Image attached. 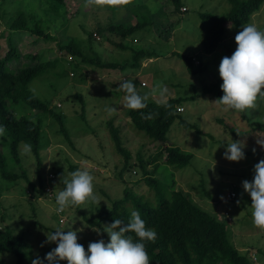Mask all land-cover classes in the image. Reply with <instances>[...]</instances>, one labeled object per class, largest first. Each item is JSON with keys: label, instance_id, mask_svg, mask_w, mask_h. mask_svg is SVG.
Instances as JSON below:
<instances>
[{"label": "rangeland", "instance_id": "374dc122", "mask_svg": "<svg viewBox=\"0 0 264 264\" xmlns=\"http://www.w3.org/2000/svg\"><path fill=\"white\" fill-rule=\"evenodd\" d=\"M181 2L186 11L181 7V12L174 15L163 11L167 5H164L163 0H128L127 4L119 7L86 6L85 0H63L65 10L60 11V14L50 10L48 0H5L1 4V55L5 53L8 44L5 23L9 22L10 15L18 9L25 13L30 28L39 20L44 31L56 39L37 38L29 30L16 32L11 38L24 55L41 53L45 59L61 57L69 60L71 56L60 51L56 41L65 43L71 37L76 40L85 39V30L96 31L97 26H103L107 21L127 26L136 20L147 24L125 38L124 42L135 49L142 48L155 53L152 57L144 58L137 67L103 69L82 64L83 69L77 74L61 78L50 76L30 83V88L38 97L46 99L51 105L60 103L56 110L65 116L69 137L56 132L59 125L52 118L40 115L43 129L39 170L43 178L42 193L34 196L23 178L9 183L0 180V227L9 228L24 236L31 245V261L37 256L43 259L56 246L55 242L47 241L46 238L48 233L56 229H80L77 232V242L85 250L90 242L100 239L107 242V233L95 231L100 230L90 226L85 217L95 215L99 208L109 209L112 200L123 196L125 186L134 192L146 190L145 185L138 182L142 177L139 160H149L163 142L130 130L125 123V92L119 85L124 80H132L139 94H147L146 101L163 102L170 97L185 98L194 95V99L182 101L184 110L181 115L196 125L203 134L198 133L195 128L187 129L175 120L164 142V145L177 146L191 152L192 158L186 166L172 169L161 162L165 158L163 152L155 174L164 182L174 179L177 189L189 195L216 218L226 220L232 245L240 253L246 254L252 264H264V228L253 225L251 198L241 185L243 180L251 181L253 166L264 159V147L258 143L259 140H264V95L258 94L254 105L241 112L218 104L209 94H202L203 83L220 78L218 65L222 57L230 56L235 50L234 37L241 27L228 26L218 47L211 53L203 52L198 11L222 14L227 3L225 0ZM77 10L79 12L76 14ZM249 24L264 30V3L251 16ZM109 36L110 40L100 36V41H92L93 48L102 59L121 61L131 58L130 51L111 45V40H118V37L115 34ZM180 54L194 57L198 61L194 63L201 62L205 70L189 73ZM25 60L24 57L21 58L22 62ZM15 64L17 63H13ZM156 83L167 88L165 97L152 92ZM76 90L84 95L83 114L79 113V98L71 95ZM109 106L116 111L109 112ZM216 117L221 118L232 129L219 123ZM108 118H114V123L120 127L122 144L131 153L129 167L124 170L123 162L113 152V144L108 136ZM230 138L244 144V158L238 162L228 161L223 157L225 147L232 142ZM24 146L25 144L20 145L21 168H14L19 172L25 171L28 179L39 187L37 162L32 154L24 151ZM149 168H153L152 163L148 164ZM77 169H86L93 176L97 202L86 200L57 211L56 192L64 187L63 181L69 177V173ZM231 191L235 193L232 198L228 197ZM107 225L110 224H105ZM0 264H16V258L6 252L0 253ZM59 264H66V261H60Z\"/></svg>", "mask_w": 264, "mask_h": 264}, {"label": "trees", "instance_id": "16d2710c", "mask_svg": "<svg viewBox=\"0 0 264 264\" xmlns=\"http://www.w3.org/2000/svg\"><path fill=\"white\" fill-rule=\"evenodd\" d=\"M4 1L0 0V6ZM48 1L50 10L57 14H60V11L64 12L63 0ZM163 1L164 5H168L163 10L168 15L181 12V7H184L186 11L181 0ZM225 1L227 8L222 14L198 11L201 31L200 43L203 52L211 53L218 47L228 26L242 27L249 24L251 16L264 3V0ZM78 12L79 10L76 14ZM5 24L8 34L3 33L2 35H5L8 44L5 53L3 55L0 53V128L3 129L0 131V180L9 183L23 178L28 183L32 194L38 196L37 194H41L43 191V178L39 171L42 160L41 139L43 138L40 115L45 114L52 118L59 125L56 132L69 137L64 114L56 110L57 105H51L46 99L38 97L30 88V83L50 76L61 78L68 74H77L82 71V64L103 69L137 67L142 64L144 58L152 57L155 53L142 48L135 49L124 42V39L134 31L146 26L147 23L140 20L127 26L107 21L105 25L97 26L96 31L85 30V39L76 40L71 37L65 43L56 41L59 50L71 56L69 60L61 57L45 59L41 53H25V55L20 53L11 37L21 30H29L36 34L37 38L56 40L50 33L44 31L39 20L30 28L25 13L21 9L14 12L12 16L10 15L9 22ZM94 33L98 35V38L92 35ZM98 33L103 36V39L109 40V35L115 34L118 40H111V45L120 50L130 51L131 58L121 61L102 59L92 46V41L101 39ZM179 56L189 73L195 74L205 70V66L201 62L194 63L193 57L186 54ZM22 57L26 59L23 62L21 61ZM13 63L17 64L13 65ZM221 83V78L214 82L203 83L202 94H209L218 99L223 94L220 89ZM71 93L74 97L79 98L81 108L79 113L83 114L84 95L78 90ZM184 99H194V95L185 98L170 97L163 102L148 100L145 108L127 109L124 112L125 123L130 130L141 132L152 140L162 141V146L157 148V153L149 160H139L142 177L138 182L145 185L144 192H134L125 186L123 196L112 200L109 209L99 208L95 215L85 217V220L90 226L104 231L105 224H111L114 219H120L127 223L131 212L139 211L141 218L145 220V226L153 228L157 233L154 241H145V248L151 264H252L248 256L240 253L230 242L226 220L216 218L189 195L177 189L174 179L164 182L155 174L163 152L165 158L161 162L172 169L186 166L192 158L191 152L177 146L164 145L166 134L175 120L187 129L195 128L198 133L203 134L196 125L190 123L181 115V112L177 111V107L181 106ZM31 111L34 113H30ZM216 118L219 123L231 128L221 118ZM113 119L106 120V127L113 144V152L122 160V169L124 170L129 167L131 153L122 144L120 127L114 123ZM69 141L71 142L70 139ZM21 144L30 145L29 153L35 157L37 162L39 187H36L28 179L25 171L19 172L14 168L15 166L21 168ZM149 163H152L153 168L148 169ZM126 235H132L134 240L138 239L134 233L129 232ZM4 252L14 255L16 264H32L31 245L24 236L9 228L0 227V253ZM45 264H47L46 261Z\"/></svg>", "mask_w": 264, "mask_h": 264}, {"label": "clouds", "instance_id": "9594fccd", "mask_svg": "<svg viewBox=\"0 0 264 264\" xmlns=\"http://www.w3.org/2000/svg\"><path fill=\"white\" fill-rule=\"evenodd\" d=\"M128 0H85V5H108L119 7ZM235 50L230 56H224L218 65V74L222 79L220 89L222 96L216 99L220 105L228 109L244 111L251 108L258 94L264 95V30H259L254 24H247L235 35ZM119 87L125 92L123 106L127 109H143L146 107L147 94L136 91L132 80H124ZM152 92L165 97L167 88L160 83L153 85ZM109 112L116 111L109 106ZM3 129L0 128V131ZM231 139V138H230ZM228 143L223 157L232 162L244 158V144L239 140ZM264 147V140H259ZM24 151H30V145L24 146ZM93 176L86 169H77L64 179V187L56 192L55 204L57 211H63L67 206L80 204L86 200L97 202L94 195ZM242 188L251 198V217L254 226L264 228V159L259 160L252 169V179L241 181ZM72 228L64 231L56 229L46 235L47 241L55 242L56 246L47 252L43 259L37 256L32 264H151L145 248V241H154L156 231L145 226L139 211L133 210L127 223L114 219L104 227L108 241L100 239L90 242L85 250L79 244L77 232ZM134 233L138 239H133Z\"/></svg>", "mask_w": 264, "mask_h": 264}, {"label": "built area", "instance_id": "2783aa9c", "mask_svg": "<svg viewBox=\"0 0 264 264\" xmlns=\"http://www.w3.org/2000/svg\"><path fill=\"white\" fill-rule=\"evenodd\" d=\"M96 38H98V35L96 33L93 34ZM194 60L195 63H197L198 61H195V58L193 57L192 58ZM57 105L59 106L60 104L57 103ZM184 110V108L182 106H178L177 107V111L178 112H182ZM235 196V193L233 191H231L229 194H228V197L232 198ZM227 215V213H225Z\"/></svg>", "mask_w": 264, "mask_h": 264}]
</instances>
